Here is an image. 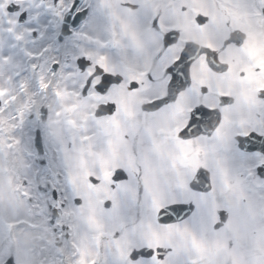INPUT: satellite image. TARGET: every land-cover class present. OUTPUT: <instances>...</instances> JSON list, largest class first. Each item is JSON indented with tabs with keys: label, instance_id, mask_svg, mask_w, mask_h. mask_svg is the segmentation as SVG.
<instances>
[{
	"label": "snow or ice",
	"instance_id": "snow-or-ice-1",
	"mask_svg": "<svg viewBox=\"0 0 264 264\" xmlns=\"http://www.w3.org/2000/svg\"><path fill=\"white\" fill-rule=\"evenodd\" d=\"M0 264H264V0H0Z\"/></svg>",
	"mask_w": 264,
	"mask_h": 264
}]
</instances>
